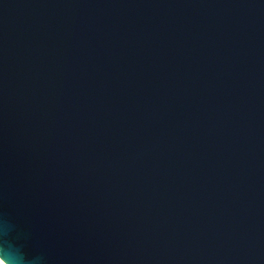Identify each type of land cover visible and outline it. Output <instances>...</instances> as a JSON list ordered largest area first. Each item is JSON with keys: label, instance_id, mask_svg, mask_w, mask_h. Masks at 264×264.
<instances>
[{"label": "water", "instance_id": "water-1", "mask_svg": "<svg viewBox=\"0 0 264 264\" xmlns=\"http://www.w3.org/2000/svg\"><path fill=\"white\" fill-rule=\"evenodd\" d=\"M0 224L32 264H264V0H0Z\"/></svg>", "mask_w": 264, "mask_h": 264}, {"label": "clouds", "instance_id": "clouds-1", "mask_svg": "<svg viewBox=\"0 0 264 264\" xmlns=\"http://www.w3.org/2000/svg\"><path fill=\"white\" fill-rule=\"evenodd\" d=\"M0 257L6 264H32L11 238V229L7 224H0Z\"/></svg>", "mask_w": 264, "mask_h": 264}, {"label": "bare ground", "instance_id": "bare-ground-1", "mask_svg": "<svg viewBox=\"0 0 264 264\" xmlns=\"http://www.w3.org/2000/svg\"><path fill=\"white\" fill-rule=\"evenodd\" d=\"M0 263H1V264H5L4 262L1 261V259H0Z\"/></svg>", "mask_w": 264, "mask_h": 264}, {"label": "rangeland", "instance_id": "rangeland-1", "mask_svg": "<svg viewBox=\"0 0 264 264\" xmlns=\"http://www.w3.org/2000/svg\"><path fill=\"white\" fill-rule=\"evenodd\" d=\"M1 264V263H0Z\"/></svg>", "mask_w": 264, "mask_h": 264}]
</instances>
